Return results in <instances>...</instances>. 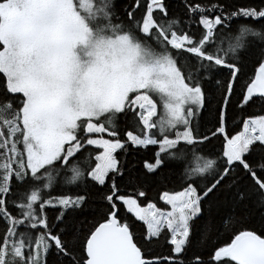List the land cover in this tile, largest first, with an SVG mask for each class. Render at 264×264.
Listing matches in <instances>:
<instances>
[{
    "label": "snow or ice",
    "instance_id": "6c2138e0",
    "mask_svg": "<svg viewBox=\"0 0 264 264\" xmlns=\"http://www.w3.org/2000/svg\"><path fill=\"white\" fill-rule=\"evenodd\" d=\"M255 216L264 0H0V264H264Z\"/></svg>",
    "mask_w": 264,
    "mask_h": 264
},
{
    "label": "trees",
    "instance_id": "16d2710c",
    "mask_svg": "<svg viewBox=\"0 0 264 264\" xmlns=\"http://www.w3.org/2000/svg\"><path fill=\"white\" fill-rule=\"evenodd\" d=\"M227 2L230 4H234V5H247V4L258 5L259 3H261V0H227ZM239 27H240L239 24L235 25L236 31L234 33H230L229 36H225L222 42H218V45L226 49L228 47V44L230 42H234L235 36L239 34ZM244 39H251V37H245ZM250 74L254 75V69L250 70ZM233 99L235 100V97ZM256 110L257 109H249V112H253ZM207 119H211V116H209ZM231 127H236L237 131L243 130L242 125L230 126V128ZM221 147H222V144L220 140H215L213 143L206 145V147L203 150L198 149L195 152L189 153L185 158H183L180 162L177 163L176 167L178 168L181 175L185 173H192V170L198 167H202L204 162L207 159L213 158V156L210 155V153H212L215 150H219ZM143 154L144 153H138L137 158H139V155H143ZM117 155H120V153H117ZM121 158L123 159V156H121ZM127 158L132 159V155L130 154ZM86 159H87V154H85V156L81 158V160L79 161V164L81 167L85 166ZM93 163H94V158H93ZM193 175L195 176V174ZM159 187L160 186H157L153 188L151 191H149L148 200H145V198H140V200L138 201V205L140 207H144V206H147L148 202H152L156 204L157 208L161 210H167L168 207L163 205V202L159 201V196H158ZM166 189L171 193L174 190H178V185L169 182L166 185ZM66 190H67V186H65V188L63 189L58 188L55 185L53 186V191H66ZM129 195H132L131 189H129ZM127 215L131 217V214H127ZM132 219H134V217H132ZM136 224L139 226L136 229L137 233H139V231L141 230V227H146V226H143L142 222L140 221H136ZM252 224H255L257 234H264V229H262L259 225V216H255L253 218ZM248 226L251 227L252 225L249 224ZM236 227L243 230V228L245 227V224H239V225H236ZM232 236H233V233L231 232V230L227 232H222L221 235L213 241V243L223 244L225 242H230V239ZM156 251L157 252L166 251V248L163 246H160L156 249Z\"/></svg>",
    "mask_w": 264,
    "mask_h": 264
},
{
    "label": "rangeland",
    "instance_id": "374dc122",
    "mask_svg": "<svg viewBox=\"0 0 264 264\" xmlns=\"http://www.w3.org/2000/svg\"><path fill=\"white\" fill-rule=\"evenodd\" d=\"M196 169H197V168H196ZM196 169L192 170V173H193V174H195V170H196ZM146 207H147V206H144L143 208H146ZM167 207H168V206H167ZM167 210H169V209H167ZM129 214H130V213H129Z\"/></svg>",
    "mask_w": 264,
    "mask_h": 264
}]
</instances>
